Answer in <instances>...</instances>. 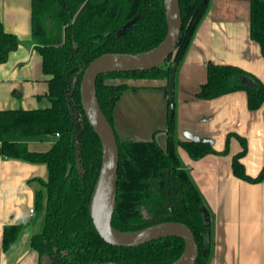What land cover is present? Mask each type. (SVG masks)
Here are the masks:
<instances>
[{"label":"trees","instance_id":"trees-1","mask_svg":"<svg viewBox=\"0 0 264 264\" xmlns=\"http://www.w3.org/2000/svg\"><path fill=\"white\" fill-rule=\"evenodd\" d=\"M182 34L174 54L161 67L134 73H110L98 77L95 95L112 129L114 109L126 85H109V79L166 80L175 86L177 72L198 26L206 16L210 0H179ZM167 34L164 0H32V39L49 77L51 106L37 110L0 111V156L33 164H44L48 179L40 180L35 193L32 223L44 215L41 232L33 235L32 248L39 264H175L185 252L181 238H164L136 248L116 247L98 234L92 206L102 165V144L88 123L80 95L83 74L97 58L140 55L156 49ZM251 38L264 58V0H251ZM20 45L0 21V64L8 61ZM171 62V63H170ZM250 77L257 84L243 83ZM171 89V88H170ZM236 91L248 94L251 110L264 105V85L243 69L210 64L208 78L198 92L212 100ZM175 99H169L168 147L156 140L120 142L116 207L113 227L135 233L148 227L177 222L195 235L199 255L196 264H207L211 254V220L202 197L175 151ZM115 132V130H114ZM116 135V133H115ZM23 139L57 137L45 152L32 151ZM233 161L236 177L249 183L264 180V168L253 178L240 159ZM193 160L218 154L207 142H179ZM22 225L4 230L3 249L17 240Z\"/></svg>","mask_w":264,"mask_h":264},{"label":"crops","instance_id":"crops-1","mask_svg":"<svg viewBox=\"0 0 264 264\" xmlns=\"http://www.w3.org/2000/svg\"><path fill=\"white\" fill-rule=\"evenodd\" d=\"M0 21L20 41L8 61L0 64V111L37 110L51 106L49 77L32 39V0H0ZM210 64L237 66L264 85V58L251 38V0H210L208 12L191 40L174 86L175 151L189 173L211 220V254L207 264H264V180L249 183L234 174L240 162L255 178L264 168V105L251 110L248 94L236 91L212 100L198 92ZM126 85L118 99L113 127L120 142L156 140L168 147L170 88L166 80L109 79ZM57 137L23 139L32 151H48ZM9 140L19 142L17 140ZM179 142H207L218 154L193 160ZM48 179L44 164L0 156V264H39L32 248L35 193ZM22 225L13 246L3 249L4 230Z\"/></svg>","mask_w":264,"mask_h":264},{"label":"water","instance_id":"water-1","mask_svg":"<svg viewBox=\"0 0 264 264\" xmlns=\"http://www.w3.org/2000/svg\"><path fill=\"white\" fill-rule=\"evenodd\" d=\"M164 7L167 34L161 45L145 54L97 58L89 64L83 74L80 86L82 107L89 125L102 144L103 151V165L93 201L92 218L101 238L116 247L136 248L164 238H181L185 242V252L175 264H196L199 255L197 241L192 230L184 224L160 223L135 233H121L113 227L120 151L115 132L102 114L95 95V84L99 76L154 70L164 65L174 54L183 29L180 1L164 0ZM243 83L249 87L257 86L250 77H244Z\"/></svg>","mask_w":264,"mask_h":264},{"label":"rangeland","instance_id":"rangeland-1","mask_svg":"<svg viewBox=\"0 0 264 264\" xmlns=\"http://www.w3.org/2000/svg\"><path fill=\"white\" fill-rule=\"evenodd\" d=\"M170 88H171V90H170V94L169 95H170L171 98H174V96H175L174 86L173 85H170ZM11 139H13V140L15 139L17 141H19V140L22 141V138L21 137H18V136H13V137H11ZM40 188H41V186H40ZM43 226H44V215L42 214L40 216L39 220L37 221L36 225H35V233L41 232Z\"/></svg>","mask_w":264,"mask_h":264},{"label":"built area","instance_id":"built-area-1","mask_svg":"<svg viewBox=\"0 0 264 264\" xmlns=\"http://www.w3.org/2000/svg\"><path fill=\"white\" fill-rule=\"evenodd\" d=\"M33 214H34V209H31V211H30V216L32 217Z\"/></svg>","mask_w":264,"mask_h":264}]
</instances>
